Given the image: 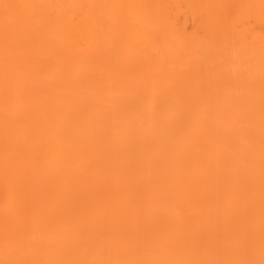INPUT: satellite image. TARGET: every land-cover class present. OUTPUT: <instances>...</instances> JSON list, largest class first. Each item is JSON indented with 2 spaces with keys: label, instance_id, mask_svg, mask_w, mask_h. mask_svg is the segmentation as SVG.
I'll list each match as a JSON object with an SVG mask.
<instances>
[{
  "label": "bare ground",
  "instance_id": "bare-ground-1",
  "mask_svg": "<svg viewBox=\"0 0 264 264\" xmlns=\"http://www.w3.org/2000/svg\"><path fill=\"white\" fill-rule=\"evenodd\" d=\"M0 212V264H264V0H0Z\"/></svg>",
  "mask_w": 264,
  "mask_h": 264
},
{
  "label": "rangeland",
  "instance_id": "rangeland-1",
  "mask_svg": "<svg viewBox=\"0 0 264 264\" xmlns=\"http://www.w3.org/2000/svg\"><path fill=\"white\" fill-rule=\"evenodd\" d=\"M191 26V25H190ZM3 214V212H0V215Z\"/></svg>",
  "mask_w": 264,
  "mask_h": 264
}]
</instances>
